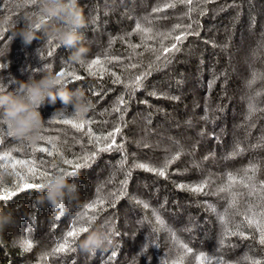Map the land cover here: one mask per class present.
Here are the masks:
<instances>
[{"label": "trees", "instance_id": "obj_1", "mask_svg": "<svg viewBox=\"0 0 264 264\" xmlns=\"http://www.w3.org/2000/svg\"><path fill=\"white\" fill-rule=\"evenodd\" d=\"M173 2L177 4L175 8L153 13L154 7ZM79 6L88 21L81 30L89 49L85 63L97 58L104 61L110 41L114 40L109 55L118 57L119 62L107 65L110 72L125 82L142 72L150 74L143 81V87L133 93L132 89H125L124 83H114L115 77L111 75H89L79 63L68 59L70 50L53 47L42 32L37 33L38 39L25 45L13 36L16 28L24 26V16L38 10V4L0 0V64L6 65L0 68V88L14 91L18 81H27L30 76L39 79L45 65H51L55 72L71 68L81 78L68 83L69 89H82L94 104L84 119L93 123L86 125L85 131L91 127L95 135H107L119 126L122 135L116 136V142L124 145V151L100 152L103 142H90L87 135L70 125L46 123L47 131L43 134L59 135L63 159L83 163L81 158L85 155L93 151L98 154L79 169L63 164L73 173L69 179L78 185V198L67 199L61 209L40 205L36 199L39 190L24 189L23 182L16 195L0 201V209L10 211L14 217L13 224L0 232V264H173L183 255V249L173 241L172 232L178 241L193 250L184 255L183 264H199L196 257L201 252L213 261L220 257L228 264L264 262V245L259 243V233L254 228L244 227L247 238L229 236L220 247L224 228L218 214L224 213L227 200L225 193L216 194L227 182L226 173L242 175L240 170L250 163L260 168L257 182L264 181V147H250L264 134V112L257 113L251 122L245 119L250 97L264 87L262 82L253 89L247 87L252 70L264 68V52L260 53V59H253L258 45L264 43V0H193L191 7L196 10L190 18L186 15L189 6L179 0H79ZM145 17L152 20L154 31L166 32L180 24L182 27L173 37L184 31L193 33L177 44L179 51L164 53L158 39L149 42V47L157 49L161 57H169L166 64L163 59L156 61L157 53L144 47H138V55L129 58V41L138 45L140 39L138 35L127 34L133 32L137 20L149 26ZM188 24L192 25L191 29L186 28ZM173 37L164 39V46L176 43ZM49 51L52 56H48ZM132 64L137 67H130ZM121 95L127 103L120 105L121 112H113ZM259 106L264 108V97ZM58 109H65L69 117L74 114V109L64 106L59 99L55 104L46 102L40 108L45 122L60 120L61 116L54 114ZM7 131L6 125L0 123L3 140L0 154L18 149L13 152L15 158L43 159L42 170L54 171L50 165L59 155L49 157L46 153H36L34 157L29 142L9 137ZM237 145L245 152L226 158ZM36 146L51 147L43 141ZM177 153L179 158L170 164L166 177L132 167L147 163L159 168L166 158L171 159ZM125 154L124 169L131 168L127 195L114 201L109 193L119 189L125 179L119 164ZM9 169L24 171L20 166ZM204 180L208 186L202 193L179 188L180 184L197 185ZM18 181L19 177L15 176L8 188H15ZM34 183L43 181L37 179ZM239 191L245 193L240 197L241 215L229 210L227 217L233 230L244 215H250L249 202L256 205L257 212L264 207L256 198L248 197L245 189ZM98 196L107 197L103 210L91 214L96 215L97 224L107 220L116 225L114 244L92 254L82 252L79 242L87 234L83 232L72 244V250L51 255L74 224L88 227L87 219L80 218ZM137 199L146 202L148 207L138 204ZM208 204L215 205L217 211L209 210ZM154 210L166 227L157 222ZM29 239L33 247L24 251L21 242ZM246 255L250 258L248 261H244Z\"/></svg>", "mask_w": 264, "mask_h": 264}, {"label": "snow or ice", "instance_id": "obj_2", "mask_svg": "<svg viewBox=\"0 0 264 264\" xmlns=\"http://www.w3.org/2000/svg\"><path fill=\"white\" fill-rule=\"evenodd\" d=\"M28 3H35V0H27ZM181 4H185L188 7V12L186 15L191 17V13L195 11L191 5L193 4V0H179ZM177 4L175 2L173 3H165L162 6L158 5L153 8V13H159L165 8H175ZM203 14V13H201ZM149 26H144L140 23L139 20L136 21L135 29L132 33H128V36L132 35H138L140 39V44H132L129 41V47L131 49L129 53V58H133L138 53L136 52V49L138 47H144L146 51H152L156 54V61H160L163 59L164 63L169 62V57L167 55L161 57V55L157 52V49L150 48L149 42L153 40H157L160 43V47L163 49L164 53H169L173 51H179L177 44L182 42V39L185 38L187 35L193 34L191 31H184L180 35H175L173 37V33L176 32L177 29L181 28L182 26L180 24H176L173 26V28L166 32H161L159 30L153 29L152 20L148 17L144 18ZM156 19H162L161 17H156ZM187 29H191L192 25L188 24L186 26ZM168 37H173L176 41V43L171 44V47L164 46V39H167ZM120 39H124L121 37ZM264 39V37H262ZM50 45L51 42H48ZM115 43V41H110V48L111 44ZM55 47V45L53 46ZM109 48V52H110ZM109 52H106L104 61H101L100 59H93L88 63H85V61H81L79 64L81 67L85 68L89 75L92 76H101L104 74L111 75L115 77L113 80L114 83H124L125 89H132L133 93L136 89H139L143 87V81L147 78V76L150 74V72H142L139 75H136L134 77H130L127 79V81L121 80L120 76H117L115 72H110L107 65L111 64L113 61L119 62V58L116 56L109 55ZM264 52V43H261L258 45V49L256 52L253 53V59H260V53ZM48 56H52V51L48 52ZM6 67L4 64H0V68ZM130 67H137L136 64L130 65ZM153 67L152 64L149 65V69ZM159 67V65H157ZM58 74H61L65 77V83H70L71 81L79 80L81 77L76 74L74 70L71 68L67 70L59 71ZM262 82L264 83V68L261 69H253L251 73V79L247 82V87L249 89H253L254 86L258 83ZM151 95H156V93H151ZM264 97V87H261L260 89H257L254 92V95L250 97L248 107H247V116L245 117L246 121L251 122L253 118L257 115V113L264 112V108H261L259 106L260 99ZM173 99H176L173 97ZM127 102L124 98V95H121L117 98V104L112 108L113 112H121L120 105H125ZM60 120H48L47 124H53V123H61L64 125H70L72 128L76 129L78 132H83L85 135L88 136L90 142H94L95 144H99L103 142V147L99 148L100 152L103 151H124V145L123 144H117L116 142V136L118 134L122 135L121 128L117 126L113 131L108 132L107 135H100L97 136L92 131L91 127H87V130L85 131L86 125H90L93 123V121L90 120H80L77 119L76 116L73 114L70 117L66 116L65 113L61 114ZM121 120H123V113L120 117ZM254 126V125H252ZM47 131V129H45ZM55 131V130H54ZM7 136L12 137V134L10 130L6 133ZM43 142H45L47 145H50L51 147H40V146H31V154L35 157L36 153H46L49 157L55 155H63L59 151V143H60V137L59 135L53 137V136H44L42 139ZM3 143V140L0 139V144ZM251 148L256 147H264V134L261 135L259 138V142L256 145H250ZM18 149H12L9 151H5L2 154H0V167H8L12 169H16L17 166H20L21 169L24 171H16V176L19 177V181L17 182L15 188H3L0 190V201H7L12 196L16 195V192L21 190L20 189V182H23L24 189H39L42 185V183H34L37 179L44 181L46 177L49 175V172L47 170H42L43 164L45 163L43 159H17L13 156V152H18ZM245 152V149L241 147L240 145H237L236 148L229 154L226 158H235L239 155H242ZM98 153L96 151L91 152L89 155H85L81 159L83 160V163L76 162L74 163L70 159H64V164L66 165H73L74 169H79L81 167H85L88 165L89 161H91ZM179 158V153L177 155L173 156L171 159H165L164 164L157 168L154 166H150L147 163H137L132 165L133 168H140L148 172L155 173L158 176L166 177L167 171L171 163H173L176 159ZM37 159H39V163H37ZM121 170H124L125 172V179L120 182L121 187L117 189L114 192L109 193L110 197L114 198L115 200H119L121 197L126 196V187H127V179L131 176V168L124 169V166L127 164V154H125L122 157V160L119 162ZM242 171V175L238 173L228 172L226 173L227 176V182L223 184L221 187H219L216 190V194L225 193L226 196L224 199L227 200V207L225 208V211L223 214H218L221 224L223 225L224 231H223V237L220 240V247L222 248L226 243V238L229 236H239L241 238H247L244 227H247L249 229H255L259 233V243L261 245H264V207H262V210L257 212L255 211L256 205L249 202L247 205V211L250 213V215H244L243 220L240 223H237L235 225V230H233L229 220L227 219L229 215V210H233L235 215H241L239 210V204H240V197L242 195H245L244 192L239 191V189H245L246 195L250 198H256L262 206H264V181L257 182V173L260 171V168L258 165L255 164H249L248 167L240 170ZM69 175H72V172H68ZM208 186V181L204 180L201 181L197 185H186V184H180L179 188L182 190L191 191L194 193H202L204 192V189ZM107 197L98 196V198L93 201L91 204L87 205L84 215L80 218L81 220L87 219L89 223L96 220V215L91 214L95 213L98 210H103V205L105 204V200ZM113 201V202H114ZM138 204H143L145 208L148 207V204L144 201H141L139 199L136 200ZM208 209L212 212H216V206L212 204L207 205ZM154 215L156 216L157 222L162 226L166 227L164 224V221L161 219V217L156 214L154 210ZM87 231V227L83 224H80L79 226H76L74 224V227L72 230H70L66 237L64 238L62 243H59L58 246L53 250V253L51 255H55L57 253H63L72 250V244L75 242L76 238L83 232ZM169 231H171L169 229ZM172 239L174 242H178L179 248L183 249V255H180L176 261L173 262V264H183L184 255L191 254L193 250L188 247L187 244H184L182 241H178V238L176 237L175 232H172ZM71 238V239H69ZM157 248H159V244L155 245ZM21 247L24 251H30L33 247V242L29 240H24L21 242ZM148 246L145 245V248ZM115 253H113V256ZM196 259L199 261V264H228L227 261L224 259L217 257L214 261L211 259L207 254L201 252L197 255ZM250 258L246 255L244 257V261H248ZM166 264V262H165ZM237 264H241V262H237ZM251 264H264L261 260H252Z\"/></svg>", "mask_w": 264, "mask_h": 264}, {"label": "clouds", "instance_id": "obj_3", "mask_svg": "<svg viewBox=\"0 0 264 264\" xmlns=\"http://www.w3.org/2000/svg\"><path fill=\"white\" fill-rule=\"evenodd\" d=\"M38 10L24 16V26L16 28L13 37H19L23 44L30 45L42 32L47 40L56 47L70 50L71 62L85 61L89 49L84 44L85 34L81 31L87 26L79 0H35ZM10 51V50H9ZM8 54V53H7ZM39 79L30 76L27 81H18V88L8 91L0 88V123L6 125L13 137L36 146L44 137L46 128L40 108L45 103L55 104L59 99L64 106H71L77 119L84 120L93 110L94 104L85 92L76 88L70 90L65 77L45 65ZM65 109H58L54 114L61 115ZM60 151V149H59ZM62 155L54 160L51 171L43 181L37 196V202L53 210L61 209L67 199L78 198V185L71 182L68 171L63 167ZM16 174L8 167H0V187L7 188ZM14 222L10 211L0 209V232ZM86 235L79 242V248L85 253H95L110 247L116 239V225L103 221H93L87 227Z\"/></svg>", "mask_w": 264, "mask_h": 264}]
</instances>
